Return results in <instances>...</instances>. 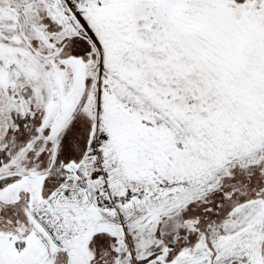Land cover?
<instances>
[{"label": "snow or ice", "instance_id": "obj_1", "mask_svg": "<svg viewBox=\"0 0 264 264\" xmlns=\"http://www.w3.org/2000/svg\"><path fill=\"white\" fill-rule=\"evenodd\" d=\"M0 264H264V0H0Z\"/></svg>", "mask_w": 264, "mask_h": 264}]
</instances>
